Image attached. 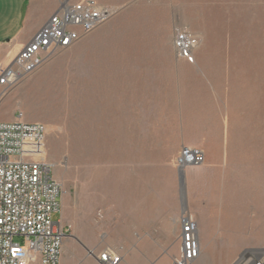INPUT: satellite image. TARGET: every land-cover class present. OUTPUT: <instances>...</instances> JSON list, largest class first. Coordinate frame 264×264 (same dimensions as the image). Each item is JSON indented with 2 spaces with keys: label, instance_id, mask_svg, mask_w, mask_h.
I'll list each match as a JSON object with an SVG mask.
<instances>
[{
  "label": "rangeland",
  "instance_id": "374dc122",
  "mask_svg": "<svg viewBox=\"0 0 264 264\" xmlns=\"http://www.w3.org/2000/svg\"><path fill=\"white\" fill-rule=\"evenodd\" d=\"M151 1L159 9L170 7L175 17L179 12L172 38L183 28L198 39L194 64L180 62L170 77L201 84L189 88L188 101L175 86L156 89L155 120L141 118L148 107L137 104L134 89H127V101L111 103L115 90L104 87L88 60L89 34L50 55L0 101V122L21 112L23 120L46 127L45 160L61 188V213L53 220L68 229L58 264H97L96 255L107 247L123 258L152 252L151 264H170L179 249L172 222L178 231L183 215L200 220L198 237L202 228L200 255L192 264H264V0ZM136 2L128 5L129 14L136 15ZM161 79L170 83L165 72ZM152 124L160 131L164 182L182 131L205 140L206 161L185 208L177 192L162 184L160 208L148 210L160 214L161 223L147 231L137 224L147 210L138 207L131 181L137 172L135 134ZM196 124L209 135L191 132ZM126 128L130 150L122 154L120 133ZM175 211L180 214L172 218ZM149 239L153 246L143 248L141 240Z\"/></svg>",
  "mask_w": 264,
  "mask_h": 264
},
{
  "label": "built area",
  "instance_id": "2783aa9c",
  "mask_svg": "<svg viewBox=\"0 0 264 264\" xmlns=\"http://www.w3.org/2000/svg\"><path fill=\"white\" fill-rule=\"evenodd\" d=\"M116 14L97 0H61L58 10L8 66H0V101L46 59L90 34ZM198 39L183 28L173 34L176 58L194 64ZM47 130L41 123L23 120L0 122V264H58L68 229L53 215L61 213V188L45 160ZM204 155L182 147L177 169L197 167ZM179 249L170 264H192L200 255L198 227L189 215L178 220ZM19 239V241H16ZM97 264H120L123 256L104 248Z\"/></svg>",
  "mask_w": 264,
  "mask_h": 264
},
{
  "label": "crops",
  "instance_id": "0c3cea01",
  "mask_svg": "<svg viewBox=\"0 0 264 264\" xmlns=\"http://www.w3.org/2000/svg\"><path fill=\"white\" fill-rule=\"evenodd\" d=\"M97 1L103 6L112 7L119 11L123 10L108 23L91 32L85 41L88 43V60L94 67L95 76L103 78L104 87L115 90L111 93V103L113 101L115 103L127 101L124 100V98H128L127 89H134L132 93L137 98V104H142V109L145 107L144 105L148 107L147 113L141 112V118L155 120L159 119V116L155 115V104L159 94L156 89H160L162 86H175L176 89H179L180 97L188 101L187 97L193 94L189 88L202 87L195 81H188V84L186 81L175 83L170 78L174 69L177 73V68H182L180 62L185 63L184 60H174L173 65L171 62V58L175 56L171 32L174 23L177 21L178 11L175 17L172 10L170 11V7L166 6L164 9H159L151 0H137L135 4H137L138 10L134 15L129 14L132 11L128 5L136 0ZM60 2L61 0H0V66H8L13 61L21 49L37 35L49 18L58 10ZM99 29L100 31H97ZM162 72L167 73L170 83L165 81L162 85ZM113 97L116 99L113 100ZM119 97L120 100L117 99ZM187 101L185 100V102ZM215 117L216 111L215 114L213 113V118ZM9 120L13 121L15 118L12 117ZM198 125H192L191 132L203 137L209 135L206 130ZM120 136V149L123 154V151L130 150L126 146L129 136L128 129L121 130ZM188 136L189 133L186 129L175 140L176 155L173 162L168 165L169 178L164 182L160 173L161 140L159 129H156L152 124L151 127L141 129L135 134L137 172L135 181H131V184H136V187L132 189L135 191L132 193L136 194L135 197L139 201L138 207H142L144 211L147 210L140 215V223L137 222L138 225L142 226V230H154L151 225L161 223L160 214L148 210L160 208L162 184H169L170 194L173 195L177 192L181 199L178 170L175 166L181 148L189 147L201 151L204 155V161H206L205 140ZM216 150L221 152V146H218ZM215 159H219V156L208 159V161ZM121 165L123 168L124 164ZM130 167L133 168L134 165L130 163ZM202 167L184 169L186 198H188V194H192V187L200 182L201 179L198 174ZM121 174L123 184V171ZM179 214L175 211L172 218ZM167 219L169 220L166 218V221ZM199 221L196 219L195 222L200 225ZM146 225L150 227H145ZM177 225L172 222L173 230L178 234L180 228L177 231ZM201 229L199 226V238L202 236ZM154 242V239L141 240V245L143 248L151 247ZM148 256L139 259V257L127 254L120 264H151L153 253H148Z\"/></svg>",
  "mask_w": 264,
  "mask_h": 264
},
{
  "label": "water",
  "instance_id": "95a60500",
  "mask_svg": "<svg viewBox=\"0 0 264 264\" xmlns=\"http://www.w3.org/2000/svg\"><path fill=\"white\" fill-rule=\"evenodd\" d=\"M178 170V181H179V188H180V197L182 201V207L185 208V175L184 169L179 168Z\"/></svg>",
  "mask_w": 264,
  "mask_h": 264
}]
</instances>
